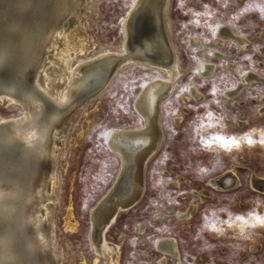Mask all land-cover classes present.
<instances>
[{"label":"rangeland","instance_id":"374dc122","mask_svg":"<svg viewBox=\"0 0 264 264\" xmlns=\"http://www.w3.org/2000/svg\"><path fill=\"white\" fill-rule=\"evenodd\" d=\"M133 2L93 0L88 8L87 46L92 41L118 46ZM169 13L182 73L160 101L164 136L147 164L146 188L133 207L117 214L106 237L120 243L119 264H159L161 253L154 241L162 235L176 238L186 264H264V193L247 181L251 172L264 174V109L260 112L264 85L252 82L235 96L224 94L248 70L264 78V0H170ZM220 23L245 36L247 46L216 42ZM188 37L200 44L190 45ZM200 47L205 49L202 55ZM215 50L223 56L217 58ZM92 53H80L73 62ZM202 59L217 63L214 74L197 72L196 64ZM163 75L142 63L126 66L74 115L56 157V251L67 252L58 255V264L93 263L91 210L111 186L120 162L107 136L112 128L142 124L134 99L149 79ZM191 82L200 97L184 101ZM22 111L20 104L0 103V118ZM178 114L182 118L176 124ZM229 165L237 167L240 185L225 191L210 187L207 178ZM174 180H179V186H174ZM199 194L207 198L200 200ZM193 202L197 206L187 220L164 211L167 204L182 209ZM69 206L77 224L72 230L64 227ZM252 244L259 246L257 250H250ZM167 261L164 264H175L171 256ZM104 263L102 256L96 262Z\"/></svg>","mask_w":264,"mask_h":264},{"label":"bare ground","instance_id":"6f19581e","mask_svg":"<svg viewBox=\"0 0 264 264\" xmlns=\"http://www.w3.org/2000/svg\"><path fill=\"white\" fill-rule=\"evenodd\" d=\"M92 1L0 0V103L20 104L23 108L17 116L0 118V264H58V255H66L63 250L56 251V157L76 112L98 96L118 70L142 63L160 69L164 75L149 79L137 92L133 105L142 124L112 128L107 136L120 162L111 186L91 210L95 250L92 264L101 256L104 264H119L120 243L109 240L106 231L119 212L140 200L146 188L147 164L163 140L160 101L182 73L179 49L173 39L170 0H134L124 17L123 35L116 47L99 41L87 46ZM215 35L220 44L232 41L247 46L248 39L228 24H218ZM187 40L190 45L200 44L193 37ZM87 50L93 53L73 62ZM204 51V47L198 49L200 55ZM213 54L223 56L219 50ZM196 68L199 74L210 76L217 63L202 59ZM252 82L264 85V78L248 70L224 94L235 96ZM193 86L191 82L184 101L200 97ZM263 109L264 105L260 112ZM181 118L180 114L174 116V122L178 124ZM236 170V166L229 165L207 178V184L221 191L237 188L240 180ZM248 177V184L264 193V174L251 172ZM172 183L179 186L180 182ZM199 198L207 197L199 194ZM196 206L193 202L175 209L167 204L164 211L187 220ZM73 218L69 206L66 230L77 225ZM143 229L141 223L139 230ZM154 246L161 253L159 264L168 262V256L175 264H186L174 236H159ZM257 247L252 244L250 250Z\"/></svg>","mask_w":264,"mask_h":264},{"label":"water","instance_id":"95a60500","mask_svg":"<svg viewBox=\"0 0 264 264\" xmlns=\"http://www.w3.org/2000/svg\"><path fill=\"white\" fill-rule=\"evenodd\" d=\"M0 67H1V64H0ZM0 72H2L3 73V70L2 71H0ZM173 88L171 87V89H169V92L168 93H170L171 92V90H172ZM132 205L130 204V207H131ZM129 207V208H130Z\"/></svg>","mask_w":264,"mask_h":264},{"label":"snow or ice","instance_id":"6c2138e0","mask_svg":"<svg viewBox=\"0 0 264 264\" xmlns=\"http://www.w3.org/2000/svg\"><path fill=\"white\" fill-rule=\"evenodd\" d=\"M258 219V218H257ZM262 223H264V221H261Z\"/></svg>","mask_w":264,"mask_h":264}]
</instances>
